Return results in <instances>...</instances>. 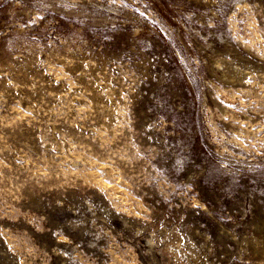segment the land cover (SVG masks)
<instances>
[{"label": "rangeland", "instance_id": "374dc122", "mask_svg": "<svg viewBox=\"0 0 264 264\" xmlns=\"http://www.w3.org/2000/svg\"><path fill=\"white\" fill-rule=\"evenodd\" d=\"M0 264H264V0H0Z\"/></svg>", "mask_w": 264, "mask_h": 264}]
</instances>
